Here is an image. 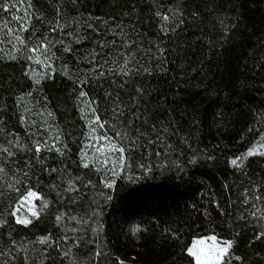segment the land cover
Wrapping results in <instances>:
<instances>
[{"label":"trees","instance_id":"trees-1","mask_svg":"<svg viewBox=\"0 0 264 264\" xmlns=\"http://www.w3.org/2000/svg\"><path fill=\"white\" fill-rule=\"evenodd\" d=\"M26 3L23 38L51 44L56 71L31 66L27 50H0V121L8 138L33 148L0 152V217L13 229L11 236L0 230V264H123L118 255L129 247L139 251L138 264H195L186 248L213 231L236 241L233 256L247 257L244 264H264L255 240L264 215V147L248 154L264 139V0ZM156 12L182 16L164 22ZM125 60L127 75L118 70ZM33 70L47 74L40 85ZM81 90L104 125L96 139L88 136L92 117L81 112ZM36 142L52 150L35 153ZM110 144L125 148L118 175L93 160L84 168L87 145L107 152ZM0 145L7 146L4 136ZM233 158L242 166L231 165ZM28 189L50 209L32 226L16 225L11 212ZM55 214L64 217L60 224ZM133 222L147 229L139 240ZM97 224L98 236L90 230ZM41 235L59 246L36 243Z\"/></svg>","mask_w":264,"mask_h":264},{"label":"snow or ice","instance_id":"snow-or-ice-1","mask_svg":"<svg viewBox=\"0 0 264 264\" xmlns=\"http://www.w3.org/2000/svg\"><path fill=\"white\" fill-rule=\"evenodd\" d=\"M23 2V0H15L13 3H3L0 4V10L4 11L6 14L10 9H18L20 7V4ZM181 15V13H173V15L170 17L169 15H163L161 17L160 12H156V16L161 17V19L164 22H169L170 20L175 23L176 22V16ZM13 20L22 21L20 25V31H27V27L25 26L24 22L28 21V15L27 11L25 10V14L23 17L21 16H13ZM58 27H63V25H59ZM91 27V25H89ZM5 30V35L0 38V43H3L5 40L9 42V54L11 55L13 52H19L23 50L29 51L32 55H29L27 59L29 60H35V62L38 65H44V67L47 68L48 72L54 73L56 71L55 67H53L51 62V53L49 52V49L52 47L51 44H41L36 43L33 47L27 48L25 39L18 34V32L14 31L7 23L3 26ZM71 34V33H70ZM82 39V37L77 36V40ZM2 50V49H0ZM70 51V49H67ZM43 57V59H41ZM15 58V57H13ZM128 61L125 60L123 65H118V70L122 72L123 74H128ZM143 71L148 72L149 70L147 68H144ZM99 76H103V72L97 73ZM35 84L40 85L42 80L47 78L46 73H40L39 75L36 73L35 70L31 72L30 77ZM82 84H87L88 79L87 76L83 77L81 79ZM122 88L123 85H120ZM139 91V90H137ZM29 95H31L29 93ZM109 95L107 91H105V96ZM78 96L82 99L83 106L81 107V112H84L86 109L90 112L92 119L89 120L90 130L88 132V136L96 139L95 133L97 130V127L103 128L104 125L100 123V117L96 115L97 109L92 107L89 101L87 100L88 93L85 91H79ZM119 102V95H117L116 100L114 103ZM116 113L114 112L113 115ZM122 114V113H121ZM21 119H24L21 117ZM9 134L5 133V122L0 121V136L5 137V143L6 147L3 145H0V152L6 153L9 157H11L14 154V151L16 152H33V148L28 144L24 143L20 140L19 137H12L8 138ZM123 139L128 140L131 142V137L127 134H122ZM47 149L49 151L52 150V147L48 144H40L39 142L35 143V153H40L41 149ZM86 148L90 149L91 155L89 154V151H84L81 153L82 159L85 161L84 168L87 169L89 167V164L87 161L93 160L96 162H99L101 164L106 165V171L112 172V177H115L118 175V172L115 171V169H118L122 163H124L123 156L119 155L120 153L125 152L124 147H120L118 150L116 149L115 145L110 144L108 146V151L106 152L104 148H101L99 146L92 148L91 145H87ZM116 151L118 154L116 155V158L114 160H109V155L111 152ZM55 152L58 153L60 156L64 155V151L60 147H55ZM255 153V147L250 148L248 150L249 156L253 155ZM260 156L264 157V151H261L259 153ZM36 162L43 165V161L37 157ZM192 162L195 163V157L192 158ZM231 165L234 167H241L242 161L238 162L236 158L231 159L230 161ZM58 169L52 168L51 172L56 173ZM79 181V178H77V182ZM90 183V182H89ZM104 187L107 189H111L113 187V182L106 179V182L104 184ZM67 190L69 192H72L74 190V183L72 178L70 177L68 179V186ZM30 197H38V193L36 191L28 190L26 194V198ZM112 197L109 196L107 199H111ZM50 209V201L47 199H42V205L39 208L36 207H29L28 212L31 214V217L36 218L39 220L42 218V213L47 215L48 210ZM255 215V213H253ZM11 216L14 218L16 225L21 226H32L33 225V219L29 218L27 215L21 216L19 214V210H14L11 212ZM64 219V217L61 214H55L54 215V221L56 224H60L61 221ZM75 220V217L72 218ZM139 225H133L132 230L137 231L139 229ZM7 228L8 235L11 236L13 229L11 225L9 224V221L7 219H4L0 217V230H3ZM257 228L258 231L255 234V240L258 244L261 246H264V215H261L257 220ZM99 229L100 226L97 224L96 227L90 228L91 232L95 235H99ZM72 231H75L73 228ZM83 242V241H82ZM36 243L51 247H57L58 244L52 243V237L49 235H41L38 237ZM236 241L230 238H223L219 235L213 234L206 237H201L193 240L191 242V246L186 248L187 256L189 259L195 260V264H233V261L240 262V264H244V261L247 259V257H242L241 255H235L233 256V250L236 248ZM102 253H96V255H101ZM65 255H68V253H65ZM53 264L55 262L53 261ZM75 264V262H73Z\"/></svg>","mask_w":264,"mask_h":264},{"label":"rangeland","instance_id":"rangeland-1","mask_svg":"<svg viewBox=\"0 0 264 264\" xmlns=\"http://www.w3.org/2000/svg\"><path fill=\"white\" fill-rule=\"evenodd\" d=\"M13 2H15V0H0V4H3V3H10L11 4ZM27 5L28 4L26 3V0H23V2L20 4V7L18 9H10L7 14L4 11L0 10V38H2L6 34L5 30L3 28L5 23H7L9 25V27H11L14 31L18 32V34L23 37L25 31H20V25H21L22 21L13 20L12 17L13 16L23 17L25 14V10H26L28 18H29ZM29 22H30V19H28L27 22H24L26 27L28 26L27 24ZM26 45L28 48H31L35 44H33L32 42H29V43H26ZM9 47H10V44L6 40L3 43H0V49H2L1 51L9 50ZM28 53H30V52H28ZM31 63H32L31 66H33V67L34 66L35 67L43 66V65H38L34 59ZM253 147H255V152L261 151L264 147V139L263 140L260 139V141L256 142L251 148H253ZM28 190L36 191L34 189H28ZM27 191L25 193H23L18 198V200L16 201V203L13 206L12 211L19 210V214L21 216L27 215L29 218L35 220L36 218L31 217V214L28 212V208L33 207V206L36 208H39V202L38 201L40 199V193L38 191H36L38 193V197L26 198ZM213 234L219 235L223 238H228L226 236H223V235L213 231V232H209V233L200 235L198 237H195L193 240H195L197 238H201V237L210 236ZM139 256H140L139 251L133 247H129V248L124 249L118 255L120 262L123 264H138ZM194 262H195V260H194Z\"/></svg>","mask_w":264,"mask_h":264},{"label":"clouds","instance_id":"clouds-1","mask_svg":"<svg viewBox=\"0 0 264 264\" xmlns=\"http://www.w3.org/2000/svg\"><path fill=\"white\" fill-rule=\"evenodd\" d=\"M133 225H139L140 227H139V229H138L137 231H133V230H132V226H133ZM132 226H131V229H130L131 234H132L133 237L136 238L137 240L140 239V236H139V233H140V232H142V231H143V232H146V231H147L146 227H142L139 223L133 222V223H132Z\"/></svg>","mask_w":264,"mask_h":264}]
</instances>
